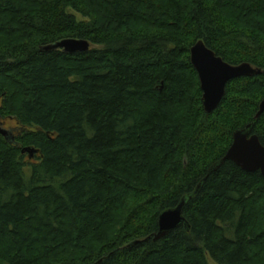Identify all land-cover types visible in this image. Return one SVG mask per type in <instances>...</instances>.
Returning <instances> with one entry per match:
<instances>
[{"label": "trees", "instance_id": "1", "mask_svg": "<svg viewBox=\"0 0 264 264\" xmlns=\"http://www.w3.org/2000/svg\"><path fill=\"white\" fill-rule=\"evenodd\" d=\"M63 39L91 49L41 51ZM200 41L261 70L211 114ZM263 98L264 0H0V264H264V178L209 174L237 130L264 146Z\"/></svg>", "mask_w": 264, "mask_h": 264}, {"label": "water", "instance_id": "2", "mask_svg": "<svg viewBox=\"0 0 264 264\" xmlns=\"http://www.w3.org/2000/svg\"><path fill=\"white\" fill-rule=\"evenodd\" d=\"M91 45L86 40L63 39L54 44L45 46L43 52L62 51L65 54L87 53ZM190 62L194 68L202 92L201 104L206 114L213 113L220 105L225 96L226 86L235 79L253 78L261 74L260 69L253 68L250 64L243 63L232 66L217 57L211 50L207 49L203 42H197L190 49ZM264 113V98L259 104L258 112L254 119H259ZM252 125L237 130L233 133L232 143L225 156L209 170V174L217 171L225 162H232L236 167L246 173L259 172L264 178V146L261 145L258 137L252 134ZM0 136L6 142L13 143V136L10 131L0 126ZM29 158L33 156V151L24 150ZM201 184L196 189L199 191ZM192 196L183 198L174 209L163 211L158 218V232L154 241L166 237L179 226L188 229L187 222L183 218L182 211L186 202Z\"/></svg>", "mask_w": 264, "mask_h": 264}, {"label": "rangeland", "instance_id": "3", "mask_svg": "<svg viewBox=\"0 0 264 264\" xmlns=\"http://www.w3.org/2000/svg\"><path fill=\"white\" fill-rule=\"evenodd\" d=\"M68 12H69L70 14H72V15L75 16L76 21H78V22H80V21H84V19H83L79 14H76V13H74V12L71 11V10H68ZM93 48H97V47H92V49H93ZM8 126H11V123H8ZM208 263H209V264H214L210 259H208Z\"/></svg>", "mask_w": 264, "mask_h": 264}]
</instances>
